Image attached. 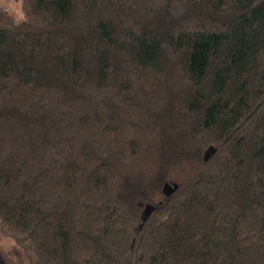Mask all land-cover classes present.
Wrapping results in <instances>:
<instances>
[{
	"label": "trees",
	"instance_id": "obj_1",
	"mask_svg": "<svg viewBox=\"0 0 264 264\" xmlns=\"http://www.w3.org/2000/svg\"><path fill=\"white\" fill-rule=\"evenodd\" d=\"M0 230L30 264H264V0L0 9Z\"/></svg>",
	"mask_w": 264,
	"mask_h": 264
},
{
	"label": "rangeland",
	"instance_id": "obj_2",
	"mask_svg": "<svg viewBox=\"0 0 264 264\" xmlns=\"http://www.w3.org/2000/svg\"><path fill=\"white\" fill-rule=\"evenodd\" d=\"M22 0H0V9L21 14ZM0 264H30L22 248L10 236L4 235L0 230Z\"/></svg>",
	"mask_w": 264,
	"mask_h": 264
},
{
	"label": "water",
	"instance_id": "obj_3",
	"mask_svg": "<svg viewBox=\"0 0 264 264\" xmlns=\"http://www.w3.org/2000/svg\"><path fill=\"white\" fill-rule=\"evenodd\" d=\"M214 151H215V148L213 146H210L208 150L205 152V155H204L205 159H208ZM176 188H177V184L165 182L162 188V191L166 196H169L175 191ZM149 210H151V208H149Z\"/></svg>",
	"mask_w": 264,
	"mask_h": 264
}]
</instances>
